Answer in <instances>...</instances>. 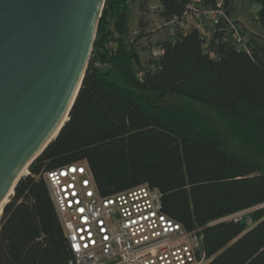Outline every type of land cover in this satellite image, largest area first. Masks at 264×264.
<instances>
[{
    "label": "trees",
    "instance_id": "16d2710c",
    "mask_svg": "<svg viewBox=\"0 0 264 264\" xmlns=\"http://www.w3.org/2000/svg\"><path fill=\"white\" fill-rule=\"evenodd\" d=\"M105 0L87 69L68 120L28 167L0 215V264H70L72 255L48 187L47 170L85 162L98 193L112 195L148 184L163 212L186 230L203 228L207 264H264V208L254 225L211 222L264 203V171L254 157L231 147L220 126L184 107H163L168 95L217 114L242 145L264 155V44L255 50L231 0L224 13L245 37L235 41L221 20L205 34L187 28L157 42L163 53L142 60L136 45L151 35L140 3V34L127 41L129 3ZM215 4L217 0H203ZM256 21L264 28V0ZM190 0H160L164 22ZM163 39V38H162ZM155 61V71L146 70ZM99 63L100 66H96ZM102 66V67H101Z\"/></svg>",
    "mask_w": 264,
    "mask_h": 264
},
{
    "label": "water",
    "instance_id": "95a60500",
    "mask_svg": "<svg viewBox=\"0 0 264 264\" xmlns=\"http://www.w3.org/2000/svg\"><path fill=\"white\" fill-rule=\"evenodd\" d=\"M104 2L0 0V205L68 120Z\"/></svg>",
    "mask_w": 264,
    "mask_h": 264
},
{
    "label": "built area",
    "instance_id": "2783aa9c",
    "mask_svg": "<svg viewBox=\"0 0 264 264\" xmlns=\"http://www.w3.org/2000/svg\"><path fill=\"white\" fill-rule=\"evenodd\" d=\"M143 14L148 26L161 19L160 0H147ZM139 14L141 12L139 11ZM140 16V15H139ZM232 29L238 45L247 49L245 37L224 13L223 1L206 4L190 0L183 14L163 25L165 39L173 40L187 28L205 34L219 21ZM157 28H151L146 39V51L153 60L163 50L156 37ZM140 34L137 27L131 31V42ZM161 39V40H164ZM96 66H100L99 63ZM155 71V61L138 73ZM53 201L59 222L72 255L70 264H207L209 257L203 250V228L186 230L163 212L161 194L157 188L140 184L129 189L102 196L98 193L85 162L69 164L41 173ZM264 208V203L223 216L219 222H244L254 225L252 212Z\"/></svg>",
    "mask_w": 264,
    "mask_h": 264
},
{
    "label": "rangeland",
    "instance_id": "374dc122",
    "mask_svg": "<svg viewBox=\"0 0 264 264\" xmlns=\"http://www.w3.org/2000/svg\"><path fill=\"white\" fill-rule=\"evenodd\" d=\"M142 1L143 0H134L132 3L128 4L129 5L128 27L130 33L127 38V41L131 40V31L137 26L140 15L139 7ZM231 8H232V13H231L232 17L239 21V25L244 30L246 39H248L249 41L251 40L252 41L251 47L257 50L258 46L264 44V28L259 26V24L256 21L257 4L248 0H231ZM163 23L164 21L162 19H158L155 22V24L149 27V28L152 27L157 28L155 34L158 39H162L166 37L167 28L164 27ZM136 47L140 53L141 59L147 60V51L144 42L140 40L138 45H136ZM159 105L166 108L184 107L187 109H191L195 112L201 113L203 116H205L206 119L220 126L221 130L223 131L227 139L228 144L231 147L256 158L262 164L264 171V155L259 151L254 150L253 148L242 145L241 142L235 136L231 135L228 132L223 122L220 120L217 114L212 110L207 109L197 103L191 102L183 97L176 95L165 96L159 101ZM0 213L2 212L0 211Z\"/></svg>",
    "mask_w": 264,
    "mask_h": 264
},
{
    "label": "bare ground",
    "instance_id": "6f19581e",
    "mask_svg": "<svg viewBox=\"0 0 264 264\" xmlns=\"http://www.w3.org/2000/svg\"><path fill=\"white\" fill-rule=\"evenodd\" d=\"M23 174H26L27 173V171L26 170H24L23 172H22ZM6 201H7V199L6 200H4L3 201V203L0 205V211L2 212V207H3V205L6 203ZM1 214V213H0Z\"/></svg>",
    "mask_w": 264,
    "mask_h": 264
}]
</instances>
